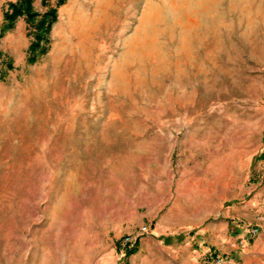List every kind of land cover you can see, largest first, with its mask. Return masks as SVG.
Listing matches in <instances>:
<instances>
[{
    "label": "rangeland",
    "instance_id": "rangeland-1",
    "mask_svg": "<svg viewBox=\"0 0 264 264\" xmlns=\"http://www.w3.org/2000/svg\"><path fill=\"white\" fill-rule=\"evenodd\" d=\"M17 1L0 0V9L7 7L0 23V204L5 205L0 214L19 226L53 215L49 204L64 208L66 187L71 189L88 164L80 163L82 155L117 161L127 153L132 158L126 169L137 164L136 172H159L158 138L149 143L138 134L146 124L160 128L159 122H166L175 91L186 84L179 70L191 63L206 71L212 60L222 69L225 57L247 48L264 29V0H74V9L84 7L78 29L66 35L55 24L52 35L55 20L42 41L48 50L32 60L41 16L51 7L62 17L69 11L64 0H33L39 13L33 21L26 14L10 21L5 13ZM14 25L24 36L20 29L6 35ZM89 123L104 125L99 147L80 146L82 125ZM70 139L73 174L66 169ZM149 230L143 224L120 243L128 246L131 237V252ZM221 255L233 262L231 255Z\"/></svg>",
    "mask_w": 264,
    "mask_h": 264
},
{
    "label": "crops",
    "instance_id": "crops-1",
    "mask_svg": "<svg viewBox=\"0 0 264 264\" xmlns=\"http://www.w3.org/2000/svg\"><path fill=\"white\" fill-rule=\"evenodd\" d=\"M62 5L69 12L62 17L58 11L52 35L55 24L66 35L75 33L84 14L81 4L74 9V0ZM19 29L24 36L18 25L6 35ZM256 34L247 48L223 59L222 69L212 60L206 71L191 63L179 70L186 84L175 91L166 122L160 128L146 124L138 134L149 143L158 138L159 172H136L137 164L126 169L127 153L117 161L82 155L80 163L88 164L66 187L64 208L49 204L55 213L27 226L12 225L0 214V264H202L212 253L231 255V264H264V29ZM82 127L80 146L105 141L104 125ZM73 146L70 139L71 174ZM143 224L149 232L128 252L130 243L121 238ZM251 227L257 233L239 246L236 241Z\"/></svg>",
    "mask_w": 264,
    "mask_h": 264
},
{
    "label": "trees",
    "instance_id": "trees-1",
    "mask_svg": "<svg viewBox=\"0 0 264 264\" xmlns=\"http://www.w3.org/2000/svg\"><path fill=\"white\" fill-rule=\"evenodd\" d=\"M26 14L28 19L34 20L38 16V11L34 10L33 0H18L17 2L11 3V9L6 11L5 15L10 21L15 20L19 15ZM57 18L56 7H51L45 11L41 16L37 24L36 39L31 43L32 55L30 58L35 60L39 53H45L48 50V45L42 43L43 39L47 38V33L50 31L53 22ZM10 23L7 27L10 26ZM3 51L0 48V62Z\"/></svg>",
    "mask_w": 264,
    "mask_h": 264
},
{
    "label": "built area",
    "instance_id": "built-area-1",
    "mask_svg": "<svg viewBox=\"0 0 264 264\" xmlns=\"http://www.w3.org/2000/svg\"><path fill=\"white\" fill-rule=\"evenodd\" d=\"M257 231H258L257 227H251L248 230V233L240 241H238V245L239 246L245 245L257 233ZM131 241L132 238L127 237L125 243L129 244V242L131 243ZM229 263H230V258L225 255H221L220 253L210 254V257L206 261V264H229Z\"/></svg>",
    "mask_w": 264,
    "mask_h": 264
}]
</instances>
